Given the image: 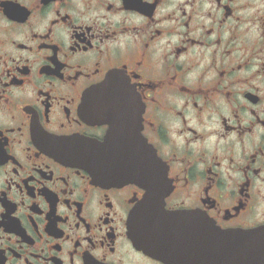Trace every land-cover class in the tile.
I'll return each instance as SVG.
<instances>
[{"label": "flooded vegetation", "instance_id": "1", "mask_svg": "<svg viewBox=\"0 0 264 264\" xmlns=\"http://www.w3.org/2000/svg\"><path fill=\"white\" fill-rule=\"evenodd\" d=\"M208 243L264 264V0H0V264Z\"/></svg>", "mask_w": 264, "mask_h": 264}, {"label": "water", "instance_id": "2", "mask_svg": "<svg viewBox=\"0 0 264 264\" xmlns=\"http://www.w3.org/2000/svg\"><path fill=\"white\" fill-rule=\"evenodd\" d=\"M157 160V159H155ZM158 161V160H157ZM167 232H172L175 236L173 241V244L176 246H181L183 248H196V249H200L201 247H203V245L201 243H192L189 240H187L186 238H189L187 235H185L186 230H182V229H172V228H167L166 230ZM184 233V234H183ZM179 238H185L186 241H183V243H180L177 239ZM207 247L209 248V250H207L206 252V257H202L201 256V252L199 253V260L203 262H206V264H218V245L215 243H208Z\"/></svg>", "mask_w": 264, "mask_h": 264}]
</instances>
